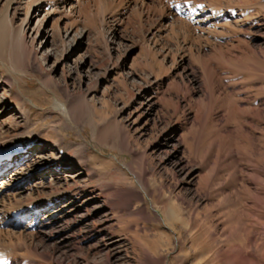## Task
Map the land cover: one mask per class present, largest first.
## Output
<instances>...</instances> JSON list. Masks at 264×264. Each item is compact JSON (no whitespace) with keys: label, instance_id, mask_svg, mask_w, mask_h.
Here are the masks:
<instances>
[{"label":"rangeland","instance_id":"obj_1","mask_svg":"<svg viewBox=\"0 0 264 264\" xmlns=\"http://www.w3.org/2000/svg\"><path fill=\"white\" fill-rule=\"evenodd\" d=\"M0 22L9 264H264V0H0Z\"/></svg>","mask_w":264,"mask_h":264},{"label":"bare ground","instance_id":"obj_2","mask_svg":"<svg viewBox=\"0 0 264 264\" xmlns=\"http://www.w3.org/2000/svg\"><path fill=\"white\" fill-rule=\"evenodd\" d=\"M223 17V16H222ZM5 34V33H7L6 32V28H5V26L3 25V23H1L0 22V35L1 34ZM2 46H4V40H2L1 38H0V56L2 55ZM4 50V49H3ZM5 53V52H4ZM2 58V57H1ZM29 145V142L28 143H26L25 145H23V148L22 149H20V150H18L17 151V153H21V152H23L25 149H26V147ZM22 147V146H21ZM29 147V146H28ZM57 147V146H56ZM18 148V147H17ZM13 149V148H12ZM66 149H63L61 146H59V149H58V151L59 152H61V154L62 153H66V151H65ZM56 151V150H55ZM7 151L5 150V151H3V152H0L1 154H0V163H2V166H4L3 165V163L5 164V160L6 159H9V158H11L10 156H5V155H7V154H9V153H6ZM14 152H12V153H10V154H13ZM16 153V154H17ZM14 208V207H13ZM18 208V207H17ZM16 208V209H17ZM24 208V207H23ZM15 211V210H14ZM17 211V210H16ZM20 211V210H19ZM23 216V215H22ZM16 217V216H15ZM5 220V219H4ZM7 220V219H6ZM8 220H10V217H9V219ZM7 220V221H8ZM12 220V223H14V224H16V225H19L20 226V222H18L17 220H15V219H11ZM6 223V222H5ZM13 246V245H12ZM14 247V246H13ZM8 249L9 248H5V247H2V246H0V264H9L8 262L10 261H8V259H7V257L8 256H10L11 255V253L12 252H9L8 251ZM13 251V250H12ZM13 253H15V252H13ZM12 253V254H13ZM13 256H15V254L13 255ZM11 257V256H10ZM13 258V257H12ZM11 264V263H10Z\"/></svg>","mask_w":264,"mask_h":264}]
</instances>
